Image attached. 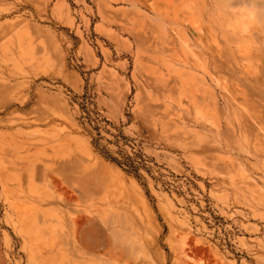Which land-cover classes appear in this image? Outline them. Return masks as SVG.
Listing matches in <instances>:
<instances>
[{"label": "rangeland", "instance_id": "1", "mask_svg": "<svg viewBox=\"0 0 264 264\" xmlns=\"http://www.w3.org/2000/svg\"><path fill=\"white\" fill-rule=\"evenodd\" d=\"M0 264H264V0H0Z\"/></svg>", "mask_w": 264, "mask_h": 264}, {"label": "bare ground", "instance_id": "2", "mask_svg": "<svg viewBox=\"0 0 264 264\" xmlns=\"http://www.w3.org/2000/svg\"><path fill=\"white\" fill-rule=\"evenodd\" d=\"M90 155V154H89ZM88 156V155H87ZM95 159H96V157H95ZM94 162V161H93ZM96 162V161H95ZM52 180V179H51ZM72 192V191H71ZM68 197H70V196H68ZM74 198V197H73ZM48 216V215H47Z\"/></svg>", "mask_w": 264, "mask_h": 264}]
</instances>
